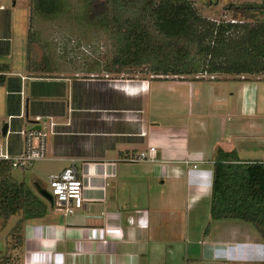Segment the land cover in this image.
<instances>
[{
    "label": "rangeland",
    "instance_id": "374dc122",
    "mask_svg": "<svg viewBox=\"0 0 264 264\" xmlns=\"http://www.w3.org/2000/svg\"><path fill=\"white\" fill-rule=\"evenodd\" d=\"M12 1L4 0L7 10L5 8L1 13L6 22L9 14L10 25H6V33H10L13 39L12 49L8 52L12 53L11 57L4 52L2 61L5 64L9 63L17 70L40 73L38 75L64 77L68 80L69 86L65 84V88L68 86L69 90L66 100L71 99V104L69 106L65 103V114L69 112L74 117L65 127L59 124L62 116L54 115L53 120L55 121L54 131L59 132L61 128L67 133L72 131L75 134L71 135L75 137L68 139L69 142L75 141L76 143V140H83L92 144L94 138L96 142L102 141L103 138L100 135H92L91 132L107 130L101 122V115L104 116L105 113H112V117L118 120L114 123L117 124L114 125L116 128L124 127L122 125L119 127V121L121 118L124 120L129 117L132 109L128 107L136 105L138 99L134 96L132 100H129L118 87L124 84H133L138 87L141 83L139 80H146L151 85L145 97L142 96L146 100V108L143 109L142 115L149 124L153 122L155 125H149L151 131L144 137V139L147 138L146 142L144 140L145 144L152 143L155 147L165 148V152L171 153L173 147L182 150L186 143L197 144L199 141L197 134L205 136L207 142L210 138L213 139L222 134L225 138L229 137L237 143L234 148L240 156L264 158V74H232L203 70L195 74H161L149 71L146 65L142 68L121 72H108L106 65L115 52L116 42L108 32L103 18L87 19L86 0H59L57 11L49 17L38 15L30 10L29 0H16V4ZM184 1L188 2L199 17L206 22L211 20L224 22L234 19L231 10L227 8L228 3L260 0ZM27 10L28 16H26ZM256 17L264 20V14H256ZM241 18L246 24H252L254 21L245 17ZM21 21H24V27H26L22 31L18 24ZM206 22H202L201 26L196 25V30H203V27L207 25ZM234 29L232 27L228 30L231 35L241 32V29ZM28 31L30 32L29 42ZM209 38L206 36L204 41ZM197 55L199 56V68H203L204 63H207V56ZM28 65L30 68L27 67ZM196 75L198 77H195ZM5 89V86L0 85V128L4 121L7 122L6 136L0 132V146L8 138L9 148L15 151L19 140L12 129L24 122L21 118L7 120ZM214 99L220 101H213ZM104 103L105 106H103ZM109 104L116 106L111 109L112 112L103 110L105 109L103 107L110 108ZM68 106L72 109H68ZM91 107H100V110H90ZM36 108L39 109V106ZM239 124H244L245 130L242 133L243 138L237 140L233 134L240 133L238 132L240 131ZM47 139L49 141L50 137ZM214 146L213 154L218 147V142ZM66 163L67 161L57 159H39L24 168L12 167L10 175L13 180L23 181L30 187H33L32 182L36 180L42 188L49 191L47 173L61 168ZM120 163L127 164V168H130L127 172L139 171L138 161H121ZM34 175L35 179L32 178ZM157 185H159L158 180L152 186ZM166 187L165 184L164 188ZM184 197L183 192L181 198L184 200ZM182 212H185L184 208ZM193 212L190 211L187 216L185 214V216L178 217V234L176 232L170 234L166 229L161 236L165 243V264H184L188 258H192L200 247L197 236L200 238L201 231L198 230L203 228L207 222H209V231L212 234L208 239L217 237L218 228L225 227L231 221L246 224L244 230L250 234L253 233V229L255 230L250 223L242 220L206 219L204 212L203 215H194L193 218ZM19 215L20 212L10 214L6 218L0 216V259L8 256L14 264H19L22 258V245L16 244L11 230ZM185 218L190 223L189 227L194 223L189 232L191 236L184 232ZM167 223L168 220L165 217L163 225L165 224L166 228ZM224 233L226 232L220 231V234ZM189 263L196 264L194 260ZM211 264H264V258L260 262L224 261Z\"/></svg>",
    "mask_w": 264,
    "mask_h": 264
},
{
    "label": "crops",
    "instance_id": "0c3cea01",
    "mask_svg": "<svg viewBox=\"0 0 264 264\" xmlns=\"http://www.w3.org/2000/svg\"><path fill=\"white\" fill-rule=\"evenodd\" d=\"M12 3L16 4V0ZM5 8L4 0H0V65H3L0 67V73L4 74V83L0 85L5 86L6 96L9 93L18 94V98L12 104L14 108L12 112L18 113L7 114V120L13 117L21 118L24 123H19L15 128L19 130L31 126L35 115H47L52 121L55 119L54 115H59L62 116L59 124L62 127L67 126L74 117L69 112L65 114V103L69 106L71 104V99L66 100L67 91H69L68 80L64 77L17 70L9 63L5 64L2 61L4 52L11 57L12 53L8 52L12 49L13 41L10 33H6V25H10L9 14L6 18L7 22L1 15ZM26 16H28V10ZM18 24L21 31L26 28L24 21ZM27 67L30 68V65ZM42 80L54 83V86L42 84L39 86ZM139 81L141 83L138 87L133 84L118 87L129 100L135 96L138 103L128 107L132 111L129 112L127 119L121 118L119 121V127L120 125L124 127L114 126L117 125L114 123L118 120L112 117V113L101 115V122L107 130L94 131L91 134L100 135L103 138L102 141L96 142L94 138L91 144L74 138L76 143L69 142L68 139L75 137L71 136L75 134L69 131V135L61 128L59 132L54 131L48 134L47 137H50V140L46 138V156L43 159L67 161L62 167L73 162L78 171L84 174L85 200L80 207L74 208L71 212H64L50 206L43 216L26 219L22 226V257L25 255L31 257L34 264H48L52 253L61 251L65 253L66 264H69L72 258L74 261L72 264H165V243L161 236L166 229L170 234L173 232L178 234V217L185 214L187 216L190 211H194L193 218L194 215H203V212L206 219L210 218L208 205L214 145L218 142V146L222 149H235L234 145L237 143L229 137L225 138L222 134L213 139L210 138L207 142L205 136L197 134L199 139L197 144L186 143L182 150L173 147L171 153L165 152V148L155 147L152 143L145 144L144 140L146 142L147 138L144 139V137L151 131L149 125L153 126L155 123L149 124L142 115L143 109L146 108V100L142 96L145 97L148 93L151 83L146 80ZM65 84L68 85L66 88ZM240 86L242 87L241 84ZM16 88L18 89L14 90ZM215 100L220 101L217 99L213 101ZM34 102H40L39 109L34 106ZM110 106V108L103 107L105 108L103 110L112 112L111 109L116 106ZM90 110H100V107H91ZM238 126H240L238 131L240 133L233 134L237 140L243 138L242 133L245 130L244 124ZM12 132L19 140L15 151L13 150L16 152L21 149L22 138L15 130L12 129ZM65 137L68 138L65 139ZM5 141L9 148L8 138ZM149 146L153 147V159L135 160L139 163V171L127 172V169H130L127 168V164L120 163L127 160L121 158L136 154L140 150L145 151ZM237 155L239 158H250L242 157L238 153ZM183 159L199 161L197 166L192 168L189 164L182 162ZM61 168L49 172H56ZM32 178L35 179L36 176ZM156 180L159 185L154 187L152 185ZM165 184L166 188H164ZM31 188L35 190L34 186ZM183 192L185 201L181 198ZM165 217L168 220L167 228L165 224L163 225ZM142 218L145 219V226L139 224ZM184 221V232L191 236L189 232L194 223L189 227L188 220L185 218ZM240 223L231 221L225 227L222 226L223 229L218 228L217 237H210V239L208 237L212 234L209 231V222L204 224V227L198 230L201 231L200 238L197 236V241L200 243L199 250L184 264L193 260L196 264L224 261L260 262L264 258V252H262V242L259 240L257 231L253 229V233L250 234L244 230L246 224ZM106 224L117 228L119 237L108 238L102 242L101 227L103 228ZM220 231L226 233L220 234ZM72 251H78L79 254L72 257L70 255Z\"/></svg>",
    "mask_w": 264,
    "mask_h": 264
},
{
    "label": "trees",
    "instance_id": "16d2710c",
    "mask_svg": "<svg viewBox=\"0 0 264 264\" xmlns=\"http://www.w3.org/2000/svg\"><path fill=\"white\" fill-rule=\"evenodd\" d=\"M29 4L36 14L49 17L57 11L59 0H29ZM86 5L87 19L103 18L116 42L115 52L106 65L108 72L146 65L149 71L161 74H195L200 70L264 74V20L256 17L264 14V0L228 3L234 19L224 22H206L184 0H86ZM241 17L254 21L246 24ZM202 22H206V27L196 30ZM232 27L241 29L232 34L237 38L228 31ZM27 33L29 42L30 32ZM206 36L210 38L204 41ZM197 54L207 56L203 68H199ZM3 83L4 74L0 73V84ZM40 84L54 86L46 81ZM17 98L16 93L6 96L7 114L18 113L12 112ZM39 104L34 102V106ZM11 168L9 161L0 160V216L6 218L20 212L11 230L16 244L22 245L24 221L43 216L50 203L25 182L13 180ZM208 213L212 219L232 218L250 223L264 244V159L239 158L233 148L216 147ZM0 264L14 263L3 256Z\"/></svg>",
    "mask_w": 264,
    "mask_h": 264
},
{
    "label": "built area",
    "instance_id": "2783aa9c",
    "mask_svg": "<svg viewBox=\"0 0 264 264\" xmlns=\"http://www.w3.org/2000/svg\"><path fill=\"white\" fill-rule=\"evenodd\" d=\"M38 125V127H34ZM55 122L50 120L47 115H35L33 117L32 125L28 128H21L15 130L22 138L21 149L16 152H10L7 141L0 146V160L9 161L11 167L24 168L30 165L33 161L43 159L46 156V138L49 133L54 132ZM122 160L135 161L143 159H153V147L149 146L147 150H140L131 156H123ZM199 161V160H198ZM197 160L183 159L182 162L189 164L195 168L198 163ZM202 162V161H201ZM50 195L51 207L64 212H71L74 208L82 205L84 198V174L80 173L73 162L62 167L56 172H49L46 176ZM42 197V196H41ZM145 219H141L140 226H145ZM100 240L105 242L108 238L119 237V230L115 227L104 225ZM262 252H264V244H261ZM78 251L70 252L73 257L78 255ZM263 254V253H262ZM73 258L69 264H72ZM19 264H34L32 258L25 255L22 257ZM48 264H66L65 253L55 251L48 260ZM68 264V263H67Z\"/></svg>",
    "mask_w": 264,
    "mask_h": 264
},
{
    "label": "water",
    "instance_id": "95a60500",
    "mask_svg": "<svg viewBox=\"0 0 264 264\" xmlns=\"http://www.w3.org/2000/svg\"><path fill=\"white\" fill-rule=\"evenodd\" d=\"M34 127H38V125H35ZM6 128H7V122L4 121V122L2 123L1 128H0V132H1V134H2L3 136L6 135V131H7ZM33 186H34L36 192H37L40 196L44 197V198L47 199V200H50V195L48 194V192H47L44 188H42V187H41L36 181L33 182Z\"/></svg>",
    "mask_w": 264,
    "mask_h": 264
}]
</instances>
